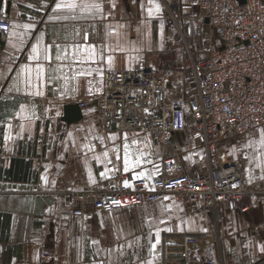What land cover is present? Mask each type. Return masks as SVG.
I'll use <instances>...</instances> for the list:
<instances>
[{
	"label": "crops",
	"instance_id": "crops-1",
	"mask_svg": "<svg viewBox=\"0 0 264 264\" xmlns=\"http://www.w3.org/2000/svg\"><path fill=\"white\" fill-rule=\"evenodd\" d=\"M56 2L0 0V19L9 24L6 36L0 37V246L5 248L0 250V264H49L43 259L45 251L54 255L51 264H161L163 258L181 262L212 259L221 264L223 246L240 247L239 239L227 242L222 238V218L219 221L203 207L185 213L184 205L175 197L177 204L162 203L160 198L96 212L88 219L71 214L66 191L100 190L118 176L132 179L133 172H123L125 134L132 158L142 150L145 160L153 162L134 171L150 173L154 165H159L160 173V149L151 130L117 131L107 126L100 107L109 73L155 67L165 47V33L161 0H153L151 5L149 0H76L78 4L98 3L101 10L77 8L75 12L54 11ZM155 4L160 5L159 13L155 12ZM181 4L184 13L196 9L194 0H181ZM149 7L154 10L151 18ZM24 24L32 28L26 30ZM154 36H159L150 47L155 58H137L134 43L143 39L154 42ZM38 43L41 58L37 62L29 57ZM77 45L95 46L97 53L103 52V59L80 64L74 59ZM45 48L49 61L43 59ZM58 53L60 60L56 59ZM79 54H83L82 49ZM37 63L44 70L39 79ZM26 67L32 71H22ZM98 68L103 70L102 78L95 71ZM82 69H91L92 75H78ZM81 102L88 103L84 108L79 106L81 119L69 124L63 121L64 105ZM261 129L264 125L222 147L227 159L240 162L241 178L251 192V205L258 196L263 198L261 204L264 202V169L255 166L254 161L255 156H264ZM112 136L115 141L109 139ZM133 139L139 143L133 145ZM174 139L186 150L168 174L204 173V156L190 149L191 131L177 133ZM113 148L119 150L120 160ZM105 151L112 162L107 167L120 169L109 172L108 179L101 177ZM232 212L235 211L222 204L221 217L224 214L225 221L230 222ZM167 215L170 218L162 225ZM158 230L159 243L152 249ZM209 232L217 237L205 244L204 234Z\"/></svg>",
	"mask_w": 264,
	"mask_h": 264
},
{
	"label": "built area",
	"instance_id": "built-area-1",
	"mask_svg": "<svg viewBox=\"0 0 264 264\" xmlns=\"http://www.w3.org/2000/svg\"><path fill=\"white\" fill-rule=\"evenodd\" d=\"M161 1L165 47L156 66L109 73L101 98L107 126L120 132L151 130L160 149V173L150 183L154 190L145 187V180L125 176L109 179L100 190H69L73 216L91 218L167 195L179 199L188 213L203 207L219 217L222 204L229 211L251 208L240 162L227 159L221 143L228 135L242 136L264 125V1L194 0L192 13L182 11L181 0ZM0 25L3 38L9 24L0 19ZM186 130L191 131L190 149L204 156L206 171L168 174L186 150L174 135ZM125 179L132 188L123 187ZM204 237L210 244L217 235ZM53 258L52 252H43L45 262ZM161 264L217 262L163 258Z\"/></svg>",
	"mask_w": 264,
	"mask_h": 264
},
{
	"label": "rangeland",
	"instance_id": "rangeland-1",
	"mask_svg": "<svg viewBox=\"0 0 264 264\" xmlns=\"http://www.w3.org/2000/svg\"><path fill=\"white\" fill-rule=\"evenodd\" d=\"M155 33L156 32H154V34ZM157 35L158 34H156V36ZM156 36L153 37L155 39L154 42H151L150 40L145 41L143 39L141 41H136L134 43L132 49L133 51H135L134 53L137 56V58H146L148 61L152 60V57L155 58L156 56L155 52L153 56L152 49L150 47L155 44L156 40H158L159 36L158 37ZM100 110L104 115L102 105L100 107ZM261 127L253 129L252 132L258 130ZM241 137L242 136L233 137V135H228L227 137L224 138L223 142L221 143V146L223 147L226 144V142L234 141V140L236 141ZM255 158H256L254 160L255 166H257L258 168L262 167L264 169V163H263L264 156L257 155L255 156ZM251 160L252 157L250 161ZM250 168H253V166L250 165ZM162 198L163 199L160 200L162 203L175 202L177 204L176 200L174 199V196L172 195H167ZM255 199L253 200L252 203L253 205H251V208L247 212H239V211L232 212V217L230 219V222L229 220L225 221L224 214L223 217H221L222 213L220 210V215L219 217H217V219L221 221L220 219L222 218L221 222H223V224L225 225V229L222 231L223 232L222 238H224L227 242H229V240L231 241V240L239 239L242 245L240 247L223 246L222 257L220 253L221 264H254L257 261L262 260L264 258V251H261V248L264 247V202L261 204V199H263L261 196H258ZM182 211L188 213L186 212L184 207ZM256 211L258 213V216H256L257 214ZM161 216L162 215H159V217ZM169 218L170 216L167 215L166 217H163L162 220L164 219L163 221L165 220L168 221ZM161 224L163 225V223Z\"/></svg>",
	"mask_w": 264,
	"mask_h": 264
},
{
	"label": "snow or ice",
	"instance_id": "snow-or-ice-1",
	"mask_svg": "<svg viewBox=\"0 0 264 264\" xmlns=\"http://www.w3.org/2000/svg\"><path fill=\"white\" fill-rule=\"evenodd\" d=\"M149 4L150 5L153 4V0H149ZM77 8L81 9L82 11L86 10V9H89V8H94L96 10H101V5L98 4V3L91 4V5L85 4V3H79L78 4L76 2V0H57V2L55 3L54 11L67 10L69 12H75L77 10ZM154 8H155V12L156 13L160 12V5L159 4H155ZM153 11H154L153 7H149L147 9V13H148L149 18H151L153 16ZM0 27H3V25H0ZM13 27H15V25ZM23 28L26 29V30H30L32 28V25L31 24H24ZM15 35H16V33L13 32V36H15ZM87 38H88L87 35H85L84 39L87 40ZM76 49H77V55H76V57L74 59L78 60V62L80 64H85V63H87L89 61H91L93 63H96L98 57H99V59H103V52L101 51L100 53H97L95 46L89 45V46L85 47V46H82V45H77ZM81 49L83 50V54L82 55L79 54L81 52ZM31 52H32V54L29 57V59L32 60V61H37L38 62L40 60V58H41V49L39 47V43L32 47ZM43 59L46 60V61L50 60V56H49L47 48H45L43 50ZM56 59L57 60L62 59V57H61V55L59 53L57 54ZM107 61H108L109 64H111L112 57L111 56L107 57ZM22 71L31 72L32 69L26 67V68L22 69ZM35 71L37 73V78L39 79L40 76L43 74L44 70H43V67L39 63H37ZM95 71L102 78L103 70L98 68ZM78 75H92V70L91 69H82L78 73ZM29 86H31L30 82H29ZM36 94L39 95L40 93L37 92ZM145 111H147V110H145ZM69 135H71V133H69ZM5 139L7 140L8 137H6ZM109 139L115 141L116 137L112 136V137H109ZM124 141H125V143L123 145V153H124V155H123V172L124 173L133 172L132 180H138V179L139 180H145V181L151 180L155 175L158 174L159 165H154V169L155 170L153 172H150V173H146L145 171L135 172L134 170L138 169V168H141L142 164H144V163L151 164L153 162L151 160H145V153L142 150L138 151L135 154V159H133L132 156L130 155V147H129V143H128L127 134L124 135ZM101 142H103L102 138H101ZM131 143L133 145H136V144L139 143V141L133 139L131 141ZM260 143H261L262 146H264V129L260 130ZM85 147H88V146L86 145ZM113 151L116 153V159L120 160L121 157L119 155V150L116 149V148H113ZM103 157L105 158V170L103 172H101V177L104 178V179H108V178H110L107 175L109 172L119 171L120 169H118L116 167H113V168H108L107 167V164H111L112 163L111 160L107 159V157H108V152L107 151H105L103 153ZM99 159L100 158L97 157V160H99ZM261 178L264 179V177H261ZM42 179L45 181V183H47L46 177H42ZM89 179H90V181L92 183H95V180L91 177V174H89ZM123 187L132 188L133 184H132V182L130 180L125 179L123 181ZM145 187L150 188V190H154V188L150 187V185L147 184V183H145ZM169 187H171V185H169ZM113 203L116 204V205H119L121 202L118 201V200H114ZM164 222L165 221L161 220V223H164ZM167 230L171 231V229H167ZM155 237H156V243L151 244V248L152 249H155L156 248V244L159 243V238H160V231L159 230L155 233ZM261 251H264V247L261 248ZM149 264H151V262H149Z\"/></svg>",
	"mask_w": 264,
	"mask_h": 264
},
{
	"label": "water",
	"instance_id": "water-1",
	"mask_svg": "<svg viewBox=\"0 0 264 264\" xmlns=\"http://www.w3.org/2000/svg\"><path fill=\"white\" fill-rule=\"evenodd\" d=\"M240 2L242 3L243 0H241ZM81 117L82 111L78 103L64 105L62 120L65 121L67 124L75 122L81 119ZM259 262L260 260L254 264H258Z\"/></svg>",
	"mask_w": 264,
	"mask_h": 264
}]
</instances>
